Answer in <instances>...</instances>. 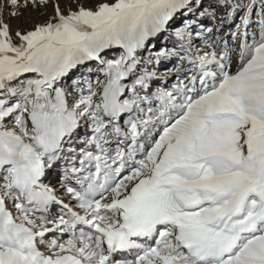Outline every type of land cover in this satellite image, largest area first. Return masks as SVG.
<instances>
[{
  "label": "snow or ice",
  "instance_id": "6c2138e0",
  "mask_svg": "<svg viewBox=\"0 0 264 264\" xmlns=\"http://www.w3.org/2000/svg\"><path fill=\"white\" fill-rule=\"evenodd\" d=\"M50 3H0V264H264V0Z\"/></svg>",
  "mask_w": 264,
  "mask_h": 264
},
{
  "label": "rangeland",
  "instance_id": "374dc122",
  "mask_svg": "<svg viewBox=\"0 0 264 264\" xmlns=\"http://www.w3.org/2000/svg\"><path fill=\"white\" fill-rule=\"evenodd\" d=\"M3 2L4 0H0V3ZM55 2L56 0H52V3ZM52 3H50L47 8L33 9L29 7L26 10H21L20 14L15 18H9L8 14L5 13L4 20L10 24L13 31L17 29L23 30L25 28H30L33 24L37 22H43L53 15ZM59 3L62 9H67L68 0H59ZM202 10L206 12V16L200 17L197 15V20H199L200 24H202L204 27H208L210 29L209 33L205 35L207 36V39L211 40L212 36L215 35V29L220 23L221 14L224 10L215 5V0H203ZM180 19H182V17ZM228 29L229 25L226 24L220 35L223 36L224 31H227ZM232 30L234 31L235 29L233 28ZM153 43L157 48L162 46V42L159 40L154 41ZM163 43L171 45L173 41L171 39H167L163 41ZM197 44L199 47L204 46L199 41H197ZM172 63V61L161 63L158 65V71L164 72L167 67L172 66Z\"/></svg>",
  "mask_w": 264,
  "mask_h": 264
}]
</instances>
